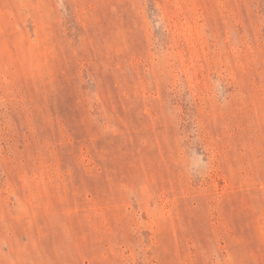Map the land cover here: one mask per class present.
<instances>
[{
  "label": "rangeland",
  "instance_id": "obj_1",
  "mask_svg": "<svg viewBox=\"0 0 264 264\" xmlns=\"http://www.w3.org/2000/svg\"><path fill=\"white\" fill-rule=\"evenodd\" d=\"M0 264H264V0H0Z\"/></svg>",
  "mask_w": 264,
  "mask_h": 264
}]
</instances>
